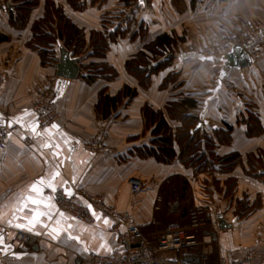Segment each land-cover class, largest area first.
<instances>
[{"label": "crops", "instance_id": "0c3cea01", "mask_svg": "<svg viewBox=\"0 0 264 264\" xmlns=\"http://www.w3.org/2000/svg\"><path fill=\"white\" fill-rule=\"evenodd\" d=\"M40 1L21 30L10 23V12L17 3L0 1V73L5 75L0 85V126L19 125L0 150V252L4 254L0 264H85L92 255L107 256L123 250L113 220L82 195H76V199L91 206L94 224L58 209V198L67 195L68 190L74 194L84 189L103 196L118 212L131 211L146 242L160 232L180 227L187 223V217L182 219L179 209L171 214L154 209L162 184L174 175L188 179L196 200L200 198L197 186L202 187L201 199L211 222L197 232V245L179 251L155 250L156 257L173 261L189 258L188 264L207 257V264H231L248 249H264V176L248 173L250 154L261 158L264 165V132L248 137L244 122V117L252 113L264 128V0H182V11L173 0H148L155 15L148 10L127 15L128 4L123 0H83L81 10L74 9L67 0H52L63 7L67 18L85 30L88 38L91 33L108 38L103 57L93 55L90 46L77 54L70 52L80 66L75 79L59 77L56 64L43 65L39 53L26 46L33 36L34 21L45 12V0ZM238 31L249 34V41L243 45L250 54L259 50V55L250 65L228 71L223 61L214 62L212 66L219 68L221 79L234 77L240 86L241 93L232 95L222 80L211 84V71L205 68L203 53L210 44ZM161 34L172 38L173 51L167 55L171 61L152 74L150 86L143 88L127 72L126 63L139 52H145L153 64L161 61L146 48ZM109 35L115 39L112 41ZM61 47L62 41L55 45L58 60ZM101 62L112 66L117 76L108 79L95 75L90 80L93 73L88 65ZM126 88L136 90L135 96L125 94ZM42 91H53L60 114L58 120L45 127L35 109L36 95ZM118 94L121 98L115 108H100L101 95L112 98ZM183 96L198 101L195 112L207 133L212 135L214 129L232 126L230 143L216 141V152L241 154L240 164L233 171L196 174L178 157L165 164L136 154V149L149 144L153 137L144 108L162 111L168 118L166 103ZM111 114L112 118L106 120ZM171 124L178 125L176 121ZM99 133L113 151L97 154L86 148V141ZM256 172L264 173L262 164L256 165ZM131 178L142 180L140 193H130ZM230 178L235 185L227 196L226 182ZM33 185L36 191L31 190ZM243 201L257 205L256 209L240 215L239 203ZM219 216L230 227L220 228ZM17 230L42 238L31 245H20L15 240Z\"/></svg>", "mask_w": 264, "mask_h": 264}, {"label": "trees", "instance_id": "16d2710c", "mask_svg": "<svg viewBox=\"0 0 264 264\" xmlns=\"http://www.w3.org/2000/svg\"><path fill=\"white\" fill-rule=\"evenodd\" d=\"M67 1L76 10L84 8L83 0ZM124 1L129 5L134 0ZM18 2L13 7V11L11 10L10 12V23L15 28L26 25L30 9L38 4L37 0H20ZM109 39L113 41L115 39L114 35H109ZM61 41L63 42V47L74 54L82 52L86 42L83 29L75 25L52 2L47 1L46 15L33 25V37L30 47L39 53L44 65H55L58 62L55 45ZM92 42L93 55L103 57L109 45L107 36L98 34ZM172 47L173 42L169 35H159L153 42L147 44L146 48L151 52L153 58L161 57V61L153 64L151 58L145 52H139L127 61V72L135 76L143 88H148L152 74L166 68L170 63L171 59L167 58V55L173 51ZM224 57L214 61L221 60L225 64ZM88 66L91 73H93V75L88 77L90 80L95 75H101L108 79H113L117 76V71L108 63H90ZM125 94L132 98L135 96L136 90L126 88ZM120 98L121 94L112 98L101 95L102 105L100 108H115ZM169 105L170 107L174 106L175 110L166 108L168 118L164 116L162 111H155L148 106L144 108V116L153 137L149 144L136 149L138 156L142 158L153 157L158 162L165 164L171 163L178 157L184 167L191 169L196 174L211 170L228 173L236 168L241 161L239 152H231L225 155H219L216 152V141L230 143L232 126L227 125L226 129H214L212 135L202 128L196 129L200 121L199 116L195 112L198 107V101L191 96H183L178 100L172 101ZM171 121H176L178 125L173 127ZM244 122L247 125L248 137L259 136L264 132L258 116L249 113L244 117ZM249 160L251 169L248 173L264 176L263 172H256L253 161ZM255 161L264 167L261 158L255 159ZM234 185L235 180L233 178L227 180L225 193L227 196L231 194ZM190 192L191 188L186 177L181 175L169 177L164 181L160 190L162 212L171 214L173 208L177 206L182 219H185L188 215V210L187 208L183 209L182 204L185 200H188ZM256 206H249L244 201L240 202L239 214L242 216L248 215L256 209Z\"/></svg>", "mask_w": 264, "mask_h": 264}, {"label": "built area", "instance_id": "2783aa9c", "mask_svg": "<svg viewBox=\"0 0 264 264\" xmlns=\"http://www.w3.org/2000/svg\"><path fill=\"white\" fill-rule=\"evenodd\" d=\"M139 10H148L150 14L155 15L154 7L148 2H141V0H137L135 5H129L126 14L131 15ZM1 32L2 31L0 30V33ZM254 33L257 34L258 32ZM249 39L250 36L245 31H238L232 36L221 38L217 43L210 44L206 48V51L203 53L205 63L208 64L215 59L224 57L230 53L237 44L243 45L248 42ZM261 45L264 46V44ZM258 55L259 50L256 49L251 53L252 59ZM4 80L5 76H0V85ZM220 80L222 79L220 78ZM237 89L238 88L235 87V92H237ZM44 95L45 97L38 100L37 104H35V109L40 112V122L43 127L60 118L57 105L54 102L53 91H46ZM5 117L9 118V114L5 113ZM109 118H111V116L106 120H109ZM16 129H19V125L16 123L10 127L0 126V150H3L6 147L9 134ZM85 146L89 151L97 154L113 151V148L106 143L104 136L101 133L87 140ZM129 184L130 193L132 195L138 194L143 190V182L139 178H131ZM76 195H82L85 197L94 208L113 220V230L118 234V239L123 246L122 251L114 252L111 255H92L86 259L85 264H185L182 260L173 261L156 257L154 251L144 239V236L136 223L134 214L128 210L118 212L115 207L107 203L106 199L101 195H93L84 189H79L76 190L71 197L67 195L60 196L57 200L58 209L76 219L94 224L96 218L88 207L76 199ZM161 204L162 197L158 196L154 206L155 211L161 209ZM153 222H156L155 219ZM191 225L193 228H198L205 225V223L203 220L199 221L194 215ZM5 231L9 232L10 229L6 228ZM14 234L15 240L20 245H31L42 238V236H37L22 230H17ZM195 244H197L195 234L189 235L182 228L175 227L165 231L158 239L156 251H179L182 248ZM3 258L4 254L0 252V262ZM199 264H207V257L201 258ZM231 264H264V249H248L239 259L233 261Z\"/></svg>", "mask_w": 264, "mask_h": 264}, {"label": "rangeland", "instance_id": "374dc122", "mask_svg": "<svg viewBox=\"0 0 264 264\" xmlns=\"http://www.w3.org/2000/svg\"><path fill=\"white\" fill-rule=\"evenodd\" d=\"M1 1V0H0ZM13 1H15L17 4L19 3L18 1H20V0H13ZM38 1V4L37 5H35L34 7H32L31 9H30V11H29V19H28V22H29V20H30V16H31V14H32V12L40 5V3H41V1L40 0H37ZM47 1H50V2H52L56 7H58L62 12H63V14H64V10H63V7L61 6V5H56L55 4V2H53L52 0H45V5H44V7H45V12H44V15H43V17L46 15V7H47ZM124 1V0H123ZM137 2V0H134V1H132L129 5H135V3ZM173 2L176 4L175 6H176V8L178 9V11H182L183 9H184V4H183V2H182V0H173ZM128 5V6H129ZM65 15V14H64ZM43 17H41L39 20H41ZM39 20H35L34 21V23L35 22H37V21H39ZM28 22L26 23V25H24L23 27H20V28H17V29H19V30H21V29H24V28H26V26H27V24H28ZM34 23H33V25H34ZM33 25H32V27H31V29H32V33H33ZM83 29V28H82ZM1 30V29H0ZM83 31H84V36H85V40H86V42H85V45L83 46V50L86 48V46H90V47H92V41H93V39H94V37L96 36H94L93 35V33H91V36L88 38L87 36H86V34H85V30L83 29ZM3 36V33L1 32L0 33V43H1V39L3 38L2 37ZM33 37V36H32ZM32 37L27 41V43H26V46L28 47V48H30V49H32L31 47H30V44H31V41H32ZM223 38V37H222ZM33 50V49H32ZM82 50V51H83ZM35 51V50H34ZM41 57V56H40ZM215 61H213V62H211V63H206V66L207 67H205L207 70L209 69V71H211V79H210V82H211V84L212 85H215V84H217V83H219V81H220V70H219V68H217V67H214L216 64L214 63ZM215 64V65H214ZM44 65V64H43ZM212 65H214V66H212ZM213 67V68H212ZM212 68V69H211ZM0 76H5L4 74H1L0 73ZM222 84L226 87V89H227V91H228V93L229 94H232V95H238L239 93H241V88H240V86L235 82V79H234V77H232V78H224V79H222ZM235 87H237L238 89H237V92H235ZM45 92H38V94L36 95V98H35V104H37V102H38V100H41L43 97H45ZM172 101H168L167 103H166V108H168V109H171V110H175V107L174 106H172V107H170V103H171ZM170 107V108H169ZM174 107V108H173ZM172 111V112H173ZM167 115H168V113H167ZM109 116H111V118H112V114L111 115H109ZM111 118H109V120L111 119ZM7 145V144H6ZM248 159H251L252 161H253V163H254V165H255V167H256V165H258V162L257 161H255V159H257L254 155H249V158ZM249 163H250V160H249ZM252 163V162H251ZM240 164V163H239ZM238 164V165H239ZM237 165V166H238ZM236 166V167H237ZM250 169H251V165H250ZM250 171V170H249ZM207 172H214V171H204V172H200V173H207ZM215 172H217V171H215ZM199 174V173H198ZM189 182V181H188ZM230 183H231V181H230ZM198 185H202V181H198ZM189 186H190V188H191V192H190V195H189V198H188V200L186 201H184L183 202V204H182V208L184 209V208H187V210H188V215H187V218H186V221H187V223H183V224H181V226H180V228H182L187 234H189V235H191V234H195V237H196V241H197V244L199 243V240H198V235H197V232L200 230V229H202V228H207L208 226H209V224H210V222H211V216H210V212L208 211V209H207V207H206V204H205V202L204 201H202V199H201V197H202V194H201V188L202 187H200V186H197V193L199 192V200H196L195 198H196V195L194 194V192H193V188H192V185H191V183L189 182ZM200 187V188H199ZM161 196V195H160ZM162 205V204H161ZM162 207V206H161ZM176 208H177V210H178V207L176 206ZM194 215L198 218V220L199 221H204V223H205V225H202V226H200V227H198V228H193L192 227V221H193V217H194ZM142 232V231H141ZM164 232L165 231H163V232H160V233H158V234H156V237H155V239H153L152 241H150V240H148V244H149V246L152 248V250L153 251H155L156 250V248H157V245H158V239L162 236V234H164ZM197 244H195V245H197ZM183 249V248H182ZM182 249H180V250H182Z\"/></svg>", "mask_w": 264, "mask_h": 264}, {"label": "water", "instance_id": "95a60500", "mask_svg": "<svg viewBox=\"0 0 264 264\" xmlns=\"http://www.w3.org/2000/svg\"><path fill=\"white\" fill-rule=\"evenodd\" d=\"M144 3L147 2V0H143ZM172 54H169L168 57H171ZM225 64L224 69L225 70H232L234 68H243L251 64L252 57L250 52L248 51L247 47L242 44H237L233 50L225 55ZM79 61L77 59H74L71 57V54L68 50H66L64 47L60 48V57L58 62L56 63L55 67L57 69V75L62 78H69V79H75L80 74V66ZM203 122L199 121L197 128H203ZM177 210L176 206L173 208V212ZM219 224L220 228H226L230 227L229 224H227L222 216H219ZM199 259H196V263H199ZM184 262L188 264L189 258H185Z\"/></svg>", "mask_w": 264, "mask_h": 264}, {"label": "snow or ice", "instance_id": "6c2138e0", "mask_svg": "<svg viewBox=\"0 0 264 264\" xmlns=\"http://www.w3.org/2000/svg\"><path fill=\"white\" fill-rule=\"evenodd\" d=\"M141 2H143V0H141ZM222 75H223V74H222ZM55 127H57V126H56V125H53V128H55ZM33 131H35V129H33ZM50 146H51V145H47V144L45 145V147H50ZM56 175H58V173H57ZM40 183L43 184V181H40ZM48 186H49V187H52L51 184H49ZM31 190H32V191H36V190H37L36 187H35V185L32 186V189H31ZM53 190H55V189H53ZM67 195H69V196L71 197V196L73 195V193H72L70 190H68V191H67ZM49 199H51V197H49ZM32 202H33V203H37V201H35V200H33ZM88 207H89V209L91 210V206L89 205ZM93 215H95L94 211H93ZM105 223H108V221L105 220Z\"/></svg>", "mask_w": 264, "mask_h": 264}]
</instances>
